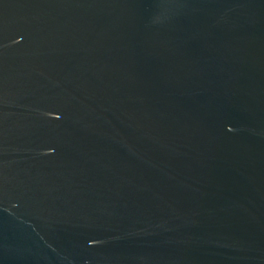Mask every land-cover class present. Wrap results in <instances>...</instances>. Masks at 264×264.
I'll return each instance as SVG.
<instances>
[{"label":"water","instance_id":"obj_1","mask_svg":"<svg viewBox=\"0 0 264 264\" xmlns=\"http://www.w3.org/2000/svg\"><path fill=\"white\" fill-rule=\"evenodd\" d=\"M0 264H264V0H0Z\"/></svg>","mask_w":264,"mask_h":264}]
</instances>
